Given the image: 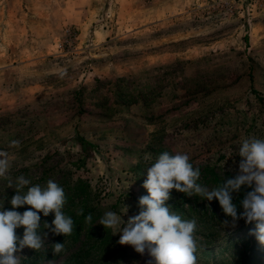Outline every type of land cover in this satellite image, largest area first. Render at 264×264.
I'll list each match as a JSON object with an SVG mask.
<instances>
[{
    "label": "rangeland",
    "instance_id": "obj_1",
    "mask_svg": "<svg viewBox=\"0 0 264 264\" xmlns=\"http://www.w3.org/2000/svg\"><path fill=\"white\" fill-rule=\"evenodd\" d=\"M154 139L184 170L262 188L264 0H0V193L42 161L31 174L60 170L50 184L87 182L102 210L89 230L105 216L109 239L85 264H238L253 240L264 264L263 212L247 204L212 248L174 251L157 218L151 238L143 196L169 189ZM29 239L0 264H65L77 249L34 263Z\"/></svg>",
    "mask_w": 264,
    "mask_h": 264
},
{
    "label": "trees",
    "instance_id": "obj_2",
    "mask_svg": "<svg viewBox=\"0 0 264 264\" xmlns=\"http://www.w3.org/2000/svg\"><path fill=\"white\" fill-rule=\"evenodd\" d=\"M78 141L85 145L84 140ZM159 145L158 139H154L146 149L152 154L153 165L168 177L164 178L169 189L156 192L153 187L151 193L155 195L152 199L143 196L142 207L146 211L143 220L149 222L146 224L144 221L149 231L157 229L154 219L160 220L167 230L165 233L178 241L169 242L174 251L190 249L195 252L216 246L222 238L221 226L240 214L245 204L259 207L263 212L261 221L264 222V179L262 188L257 189L245 179L207 163L184 170L180 163L183 161H176ZM44 164L42 161L15 168V180L1 190L0 258L10 250L8 243L25 244L31 238V261L34 263L57 259L77 245L76 251L67 256L69 259L65 264H85L88 257L101 251L109 239L105 216L89 230L102 210L98 202L94 204L87 199V182H74L66 177L61 182L50 184V180L60 173V170L52 168L42 167L39 173L31 174L33 169ZM141 167L144 166L139 164V169ZM254 215L258 216V213ZM263 231L264 225H259L258 232ZM81 235L85 237L82 241ZM46 237L50 242L43 247ZM151 238H156L154 231ZM253 241V246L243 251L238 264H251L257 258L259 245H256L257 240Z\"/></svg>",
    "mask_w": 264,
    "mask_h": 264
}]
</instances>
